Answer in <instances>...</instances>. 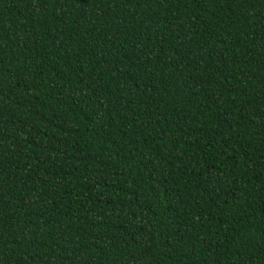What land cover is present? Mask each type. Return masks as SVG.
<instances>
[{
    "label": "trees",
    "instance_id": "16d2710c",
    "mask_svg": "<svg viewBox=\"0 0 264 264\" xmlns=\"http://www.w3.org/2000/svg\"><path fill=\"white\" fill-rule=\"evenodd\" d=\"M0 264H264V0H0Z\"/></svg>",
    "mask_w": 264,
    "mask_h": 264
}]
</instances>
